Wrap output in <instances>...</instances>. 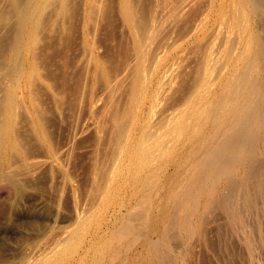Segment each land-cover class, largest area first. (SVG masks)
I'll return each instance as SVG.
<instances>
[{
    "label": "bare ground",
    "instance_id": "bare-ground-1",
    "mask_svg": "<svg viewBox=\"0 0 264 264\" xmlns=\"http://www.w3.org/2000/svg\"><path fill=\"white\" fill-rule=\"evenodd\" d=\"M95 1L84 0L81 15L69 7L74 4L72 0H0V180L10 181L19 195L24 189L39 186H47L51 191L58 179L66 184V179L73 178L67 165L79 157L77 168L82 169L84 181L93 194L91 200L86 198L90 204L86 205L85 200L78 211L73 210L74 215L68 213L72 215L69 228L59 231L51 242L44 237L50 243L40 246L29 236L37 246L29 242L32 246L26 251L23 245L14 244L19 252L0 254V264H121L130 245L147 233L148 210L157 194L167 191V185L178 175L186 148L199 145L233 114L241 121L248 114L247 101L256 95L254 74L258 55L264 60V0H151L146 6L144 0H115L116 6L109 7L118 12L126 34L119 39L117 32L111 31L113 26L110 30V26L106 27L111 34L116 33L113 37L109 35L115 42L112 47L108 43L110 47L107 45L109 48L103 54L101 44L92 41L95 38L91 37L94 33L91 22L99 17L109 19L113 12L108 16L112 10H104V4L110 2L100 0L99 4L97 0V5ZM76 2L80 1H75V7ZM51 4L54 6L48 9ZM76 11L81 15H78L80 38L76 41L79 40L78 48L87 57L81 65L69 58L73 65L80 66L70 85L71 76L66 72L69 69L61 70L59 79H54L51 73L55 71L46 59L59 57L60 49L54 55L61 41H55L52 35L64 32L65 21L69 23ZM96 21L93 20L94 26H99ZM44 31L45 38L41 37ZM66 35L62 34V38ZM66 38L68 42V35ZM42 39L43 45L38 47ZM103 43L102 47H107ZM79 50L75 51L80 54ZM118 51L124 59L118 56L119 60L115 59L118 66L112 71L110 65L114 64L113 56ZM196 51L198 56L194 54ZM192 55L196 58L191 67L192 82L187 91L186 83L185 90H178ZM69 59L66 57L61 64L67 65ZM118 61L122 63L119 65ZM96 82L98 87L94 86ZM41 84L52 92L55 104L64 99L68 108L83 111L80 117L77 113L75 133L70 134L73 145L69 144L72 139L57 145L52 142L48 117L45 119L44 110L36 101ZM124 85L126 93L124 99L121 95L120 102L121 96L117 99L114 96ZM176 89L182 90L179 96L185 93L170 104L168 99ZM123 90L120 89V94ZM66 95L69 99H65ZM19 96L29 112L35 139L32 141L45 144L44 148L38 144L41 151H37L36 145L37 152H29L28 136L22 137L20 131L18 135L15 128V117L22 112L18 110ZM242 99L246 102L242 103ZM166 102L170 105H165ZM27 236L24 245L28 244ZM5 237L2 233L0 241Z\"/></svg>",
    "mask_w": 264,
    "mask_h": 264
},
{
    "label": "rangeland",
    "instance_id": "rangeland-1",
    "mask_svg": "<svg viewBox=\"0 0 264 264\" xmlns=\"http://www.w3.org/2000/svg\"><path fill=\"white\" fill-rule=\"evenodd\" d=\"M72 1H74V4L69 2L71 3L69 4V7H71L72 9H76L80 12V9H83L84 7V0H79V3H77V1L76 3L78 5L76 4V7V0ZM106 1L110 2L112 5H109V3L107 4ZM113 1L105 0V3L107 4H104L105 11L110 8L109 6H116V1ZM145 1L147 0H144V4H142L146 6L151 0L147 2ZM98 2L100 4L101 1L98 0ZM98 2L97 0L95 1L97 5ZM72 4L74 5L73 7ZM80 5L82 7H80ZM53 6L54 5L51 4L48 9L52 8ZM48 9H46L47 12H49ZM112 9L114 8H110L109 10ZM114 10L116 11V9ZM78 11H76L77 13L75 12V15L72 17V19L70 18V21L72 20V23L69 21V23H71L70 25L69 23H67V21H65L66 27L64 28V32L62 30L60 33L56 32V34L54 33L52 35L54 36V38H52L55 41L56 39H60V46L62 44L61 47L63 49L59 48L60 46L58 45V51L56 50L57 52H55L54 55V57L57 56L56 53H58L60 49L61 51L58 54L59 57L62 56L60 58V61L58 60V56L56 59L50 57L46 59V62L50 61L49 63L51 70L55 71V73H51V76H54V79L55 77L59 79L61 70L66 71L67 69H69V71L67 70L66 72H69L71 76L70 85L73 82L71 79L73 74H76L80 68V66L78 67L76 66V64H83L82 59L85 60L87 57L86 55L84 58L82 51L78 48L79 40L76 41L80 38V32L78 30L80 23L79 19L82 15L81 12H83L81 11L80 15ZM112 12L113 10L108 13V16H111ZM117 14L118 12H113V16H111L109 19L108 17L103 18L106 19L104 20L105 24L101 17H99L98 20L94 18V21L97 20L96 23H103L101 25L99 24V26H94L95 23L93 24V20L91 22V29L94 32L92 33L93 35H91V37L95 38L92 39V41L94 42L97 40L98 43L101 44L100 48L102 49V52H100L102 54L103 51L105 52V48H109L115 42V39L113 38H111L113 40V43L111 42L109 35H112L110 37H113L114 34L117 32L116 36H118V38L120 39V37L123 38L126 34V29L125 27H123V23L119 19V14ZM78 15H80V17ZM68 19L69 18H67V20ZM107 20L108 23L106 22ZM180 21L183 22L184 20ZM110 22L112 23V25H109ZM67 24L69 27L72 26L73 28L71 27L67 29ZM111 26H113V29H111ZM120 26L122 31L120 29ZM106 27H109V29ZM107 29H111V31L114 30L116 32L113 31L114 33L112 32L113 34H111V31L109 32ZM123 29L125 30L124 32ZM106 30L108 33L106 32ZM44 33L46 32H42L41 37L45 38L46 34ZM65 33H67L69 37L68 42L66 38L67 35L63 36L66 41L62 38V34L65 35ZM61 39L64 41H62ZM102 40L105 43L106 40H108L109 42L105 44ZM40 43L41 44L38 45V47H41V45H43V39L40 41ZM102 43L103 46H107L108 43L111 44H109L110 46L108 45L109 47H102ZM75 45L77 47H75ZM66 46H71V48L68 47L71 50H69L70 53L68 52V48ZM75 50H79V53H82V58L80 57L81 53L78 54ZM198 50H200V48H198ZM61 52H63V55ZM64 53L68 54L70 57L68 55L66 56ZM75 53L77 54V58ZM120 53L121 52L118 51L114 54L115 56H113L114 60L112 62H114V64L110 65L112 71L116 70L118 66L116 61L119 60L121 56L124 57L123 53L122 55H120ZM194 54L197 55V51ZM66 57L68 59H71L72 57V60L76 64L73 65V61H70V59L66 61L67 65L66 63L61 64V61L62 63L65 62L64 59H66ZM192 58H195V55H192V57L187 61L189 62L187 63V66H191H186L185 70L183 69V74L186 75H183L185 76V78L182 76L183 81L182 79H180V82L182 81V83H180L181 87L177 88L178 90L182 88V90L186 89L185 91H187V88L190 86V82H192L193 72L191 70L193 69L191 67L194 66L193 63H195L196 61V58ZM120 59L124 58L121 57ZM53 60H57L59 62L55 63V61ZM79 60L80 62H78ZM69 61L72 63H70ZM257 61L258 67L256 68L254 74L256 78L254 84L256 95L253 99H251V101H247V104L245 105V107L248 106L247 116H245L241 121H239L237 120L234 114L231 115L227 119V121L225 120V122H223L219 129L214 132V134H212L210 137L204 139L199 145L197 144L186 148V150L184 151V159L181 163V166L177 169L178 175L170 181V186L167 185L168 188L165 187L167 188V191L166 189H164L163 192L160 191L158 193L159 195L157 194L154 202L152 203L153 206L151 205L152 207L150 206L148 210V228L146 230L147 233L143 236L144 238L139 237L133 244H131L132 246L130 245L128 250H126L127 252H125L124 256L122 257L123 261H121V264H264V66L262 65L264 61L263 56L258 55ZM121 63L122 62H119V65ZM59 64L65 66V68L63 67L62 69V66H60ZM57 65L60 70L57 69ZM68 65H70V67ZM74 69L75 73H73ZM189 75L190 77L192 76L191 80L189 78ZM185 80L189 83L188 85ZM99 83L96 82V85L94 86H99ZM87 85L91 87L89 82ZM183 86H185V89ZM214 86H217V83L216 85L214 83ZM121 87L118 88V93L120 94L122 92V89H124L123 93L120 95H117L118 93H116L114 96L115 99L119 98L121 95H123L124 99L126 87L125 85ZM96 88L94 87L93 89ZM177 89L175 90V92L177 93L175 94V92H173V94L168 99L170 101V104L176 103L178 100L177 97L180 98V96L185 93L183 91L182 94H180L179 96V93H181L182 90L178 91ZM38 91V98L36 101H38V105H40L39 108L41 107V110L43 108V115L45 119L46 117H48L46 121L49 125V130L51 129L50 135H52V142L57 145L63 144V140L65 141V143H69V141L72 139V143L69 144L73 145L74 140L72 135H74L75 133V121L77 120L76 118H78V116H81L83 111L82 113H80L81 110L78 111L74 109V111L72 110V106L68 108V106L66 105L67 100L63 102L64 99L62 100L61 104H55L52 97V92L46 89V87H44L42 84L38 88ZM173 95H175L177 99H175ZM67 97L65 99H69V96ZM70 98H72L71 95ZM120 99L123 100L122 96L118 99L120 102H122ZM167 102L165 105L169 103ZM241 102L244 103L246 101L242 99ZM18 103V110L22 109V112L18 111L21 114H17L21 115L22 117L16 115L14 120V123L16 121V123L14 124L16 127H14L18 129V135L22 133V137L28 136L27 144L30 143L31 145L29 144L26 146H29V152L31 151V153H34V151H41L42 147L39 148V146L42 145L44 148L45 144L40 142H38L37 144L34 143L35 139L33 138V130L30 128L31 124L29 122V112L25 108L24 104H22V97L21 100H18ZM20 104L22 105L20 106ZM59 105H61L60 108ZM77 113H79V115ZM75 115L78 116L76 117ZM18 131H20L21 133ZM29 140L31 142L34 141L33 143L35 145H32ZM32 147L33 150H31ZM36 148L37 151L35 150ZM78 161L79 157L75 158L74 162L71 161L73 166L75 167H73L70 163L69 165H67L68 172L72 173L71 177L73 178L68 180L66 179V184L63 183L64 180L58 179V182L56 181L57 185L55 184L56 186L54 185L53 189L51 188V191L50 188H48L47 186H39V188H28L29 190L24 189L25 191H23L22 195H19L16 194L15 188L13 187V184L10 181L5 179H3V181L0 180V235H2L3 233L6 236L3 240L0 241V254L4 253L7 256L9 254L15 255L17 254V252H19L18 247H20V244L23 245L24 248L26 247L24 250L28 251V249L31 248V244L34 242V240L36 241V243L39 242L37 243V245L41 246V243L42 246L47 245V243H50L53 237L55 239L63 229L70 227V217H72V215L68 213H73L74 215V212L78 211V206H81V204L83 206L85 204V200L87 201L86 205L90 204L91 201L89 202L88 200H91L93 194L90 186L85 183L86 181H84V176L81 172L82 169L79 170L80 167L77 168V166H79L77 165ZM53 190L55 191V193L53 192ZM164 191H166V193H164ZM174 193H178V195L175 196ZM87 197L89 198L88 200L86 199ZM46 205L51 206L49 211H47L46 208L48 206ZM53 218L55 219L53 220ZM39 220L40 226L38 225ZM52 222H54V224ZM44 224L46 225V228L43 227L45 226ZM51 225L56 226L52 227ZM41 226L43 229L41 228ZM49 230L52 233H50ZM45 233L48 234V237H46L47 234ZM26 236L28 238H30L29 236L34 238V240L30 238L31 241L27 238L28 244L31 243L30 245H24ZM44 237L45 239L50 238V242L49 240H45ZM19 238H24V240L22 241ZM36 243H33V245H36ZM14 244L18 247L14 246ZM15 250H17V252Z\"/></svg>",
    "mask_w": 264,
    "mask_h": 264
}]
</instances>
